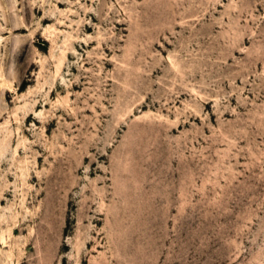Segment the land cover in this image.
Returning <instances> with one entry per match:
<instances>
[{
    "label": "rangeland",
    "instance_id": "1",
    "mask_svg": "<svg viewBox=\"0 0 264 264\" xmlns=\"http://www.w3.org/2000/svg\"><path fill=\"white\" fill-rule=\"evenodd\" d=\"M6 3L0 264H264V0Z\"/></svg>",
    "mask_w": 264,
    "mask_h": 264
},
{
    "label": "bare ground",
    "instance_id": "2",
    "mask_svg": "<svg viewBox=\"0 0 264 264\" xmlns=\"http://www.w3.org/2000/svg\"><path fill=\"white\" fill-rule=\"evenodd\" d=\"M5 4H7V3H6V0H0V9L4 8L3 6H4ZM3 10H4V9H2V10H0V11L2 12ZM4 11H5V10H4ZM2 14H3V13H2ZM5 14H6V13H5ZM5 14H4V15H5ZM0 16H1V15H0ZM9 17H10V16H9ZM9 17H8V18H9ZM1 18H2V17H1ZM3 18H4V16H3ZM3 18H2V19H3ZM8 18L5 17V20L3 19L2 21L6 24L5 26H7L8 28H10L9 31L12 32V31L14 30L13 27L15 28L16 25L13 26V24H12L13 21L10 22V20H9V19H12V16H11L9 19H8ZM14 20H15V19H14ZM0 21H1V20H0ZM14 23H15V22H14ZM18 23H19V22H18ZM21 23H22V22H21ZM21 23H19V24H21ZM16 24H17V23H16ZM19 24H18V26H19ZM2 25H3V24H2ZM22 25H23V24H22ZM0 26H1V25H0ZM18 26H17V27H18ZM20 26H21V25H20ZM5 28H6V27H5ZM18 29H19L20 31L23 30V29H21V28H18ZM18 29H17V30H18ZM19 30H18V31H19ZM7 31H8V30H7ZM4 32H5V29H4V30L0 29V34H4ZM0 156H1V155H0ZM2 196H3V195H2ZM1 198H2V197H1ZM2 237H3V236H2ZM4 240H5V239H4ZM4 240H3V241H4ZM4 243H5V242H4Z\"/></svg>",
    "mask_w": 264,
    "mask_h": 264
}]
</instances>
